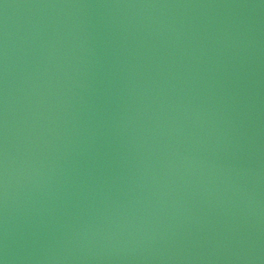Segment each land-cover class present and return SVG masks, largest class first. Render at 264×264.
Returning a JSON list of instances; mask_svg holds the SVG:
<instances>
[{
	"label": "water",
	"instance_id": "obj_1",
	"mask_svg": "<svg viewBox=\"0 0 264 264\" xmlns=\"http://www.w3.org/2000/svg\"><path fill=\"white\" fill-rule=\"evenodd\" d=\"M3 264H264V0H0Z\"/></svg>",
	"mask_w": 264,
	"mask_h": 264
},
{
	"label": "clouds",
	"instance_id": "obj_2",
	"mask_svg": "<svg viewBox=\"0 0 264 264\" xmlns=\"http://www.w3.org/2000/svg\"><path fill=\"white\" fill-rule=\"evenodd\" d=\"M0 264H3V261H0Z\"/></svg>",
	"mask_w": 264,
	"mask_h": 264
}]
</instances>
